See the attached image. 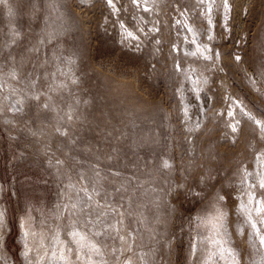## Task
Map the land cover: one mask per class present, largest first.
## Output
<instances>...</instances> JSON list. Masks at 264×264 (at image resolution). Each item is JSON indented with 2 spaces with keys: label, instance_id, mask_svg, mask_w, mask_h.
<instances>
[{
  "label": "rangeland",
  "instance_id": "374dc122",
  "mask_svg": "<svg viewBox=\"0 0 264 264\" xmlns=\"http://www.w3.org/2000/svg\"><path fill=\"white\" fill-rule=\"evenodd\" d=\"M228 3L0 4V264H36L73 224L106 264H203L189 244L217 212L238 264H264L240 210L264 199V132L245 115L264 121V0Z\"/></svg>",
  "mask_w": 264,
  "mask_h": 264
},
{
  "label": "snow or ice",
  "instance_id": "6c2138e0",
  "mask_svg": "<svg viewBox=\"0 0 264 264\" xmlns=\"http://www.w3.org/2000/svg\"><path fill=\"white\" fill-rule=\"evenodd\" d=\"M112 0H109L111 4ZM135 2V0H134ZM200 3L207 5V13L210 14L213 10L215 0H200ZM0 4L6 5L7 0H0ZM223 7L225 9V16L228 15L230 11V5L228 0H223ZM147 10V9H146ZM9 15H12V9L9 7ZM209 23H211V18L209 17ZM211 39V37H209ZM207 51V48L204 49ZM203 55V52L200 53ZM210 59L211 57H205ZM237 60L240 57H236ZM229 117H233L234 113L229 112ZM248 116V119L252 120L255 125H257L262 132H264V121L256 119L255 116L245 113ZM232 130H236V126L232 125ZM259 159V158H258ZM163 167H169L167 162H164ZM246 176L250 175L248 173ZM243 185V181H241ZM259 187L264 189V178L261 179ZM84 197L87 201H92L93 193H89L87 189H82ZM219 199H223L220 197ZM82 202V201H81ZM73 209L76 208V204L72 205ZM240 210L244 215L245 219L243 221L244 225L250 226L251 232L249 233L250 238L252 239L253 246L259 251L260 247H264V199L255 200L254 197L249 194V200L247 204L242 203L240 205ZM255 213V217L254 214ZM4 213L0 211V221H2ZM30 219V218H29ZM22 227L24 225H21ZM111 228L119 233V228L117 225H112ZM196 229L197 234L189 244L190 255L193 259L197 258L198 253L207 252L206 258L201 256L203 264H216L218 260L224 261L225 264H238L239 254L234 248H232L231 240L227 231L226 225V214L223 212H217L215 215H206L203 218H196ZM203 229L208 235L204 236L200 231ZM31 235L34 239L40 240L41 247H44L43 234L36 233L31 231V225L29 223V231L24 232L25 238ZM94 236H100L101 233L97 232L93 234ZM68 240H61L59 231L56 232L54 238H52V251L51 254H48L47 249H45L44 256L38 257L36 264H70V257L75 255L76 264H106L103 259L104 253L101 248L97 246L91 239H89L86 232H82L76 226L72 225V230L67 232ZM203 237V238H201ZM129 238L131 235L129 234ZM119 239L123 241L125 238L119 236ZM132 245L129 246V250ZM31 251L28 248L27 243H25V251L23 255L26 260L28 259L29 252ZM115 253V249L112 250ZM31 264V261H29ZM123 264H131V260L126 259Z\"/></svg>",
  "mask_w": 264,
  "mask_h": 264
},
{
  "label": "bare ground",
  "instance_id": "6f19581e",
  "mask_svg": "<svg viewBox=\"0 0 264 264\" xmlns=\"http://www.w3.org/2000/svg\"><path fill=\"white\" fill-rule=\"evenodd\" d=\"M23 228H24V226H23ZM90 239V238H89ZM92 240V239H91ZM70 264H75L74 263V261H73V259H72V256L70 257Z\"/></svg>",
  "mask_w": 264,
  "mask_h": 264
}]
</instances>
